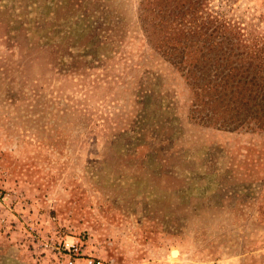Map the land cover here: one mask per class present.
Wrapping results in <instances>:
<instances>
[{
	"label": "rangeland",
	"instance_id": "rangeland-1",
	"mask_svg": "<svg viewBox=\"0 0 264 264\" xmlns=\"http://www.w3.org/2000/svg\"><path fill=\"white\" fill-rule=\"evenodd\" d=\"M139 1L0 0V264H264V132L189 120ZM206 7L264 42V0Z\"/></svg>",
	"mask_w": 264,
	"mask_h": 264
},
{
	"label": "trees",
	"instance_id": "trees-1",
	"mask_svg": "<svg viewBox=\"0 0 264 264\" xmlns=\"http://www.w3.org/2000/svg\"><path fill=\"white\" fill-rule=\"evenodd\" d=\"M207 1L140 0L136 23L148 56L182 79L193 123L225 132H264V42L209 14ZM122 63L121 81L136 69L129 59ZM163 81L146 84V93H160ZM140 88L141 83L133 89L141 93Z\"/></svg>",
	"mask_w": 264,
	"mask_h": 264
},
{
	"label": "built area",
	"instance_id": "built-area-1",
	"mask_svg": "<svg viewBox=\"0 0 264 264\" xmlns=\"http://www.w3.org/2000/svg\"><path fill=\"white\" fill-rule=\"evenodd\" d=\"M63 250L68 255L66 264H75V257L79 256V252H80V249L77 243L75 242L65 243L63 245ZM86 264H94V263H92L91 261H88ZM95 264H98V263H95Z\"/></svg>",
	"mask_w": 264,
	"mask_h": 264
},
{
	"label": "bare ground",
	"instance_id": "bare-ground-1",
	"mask_svg": "<svg viewBox=\"0 0 264 264\" xmlns=\"http://www.w3.org/2000/svg\"><path fill=\"white\" fill-rule=\"evenodd\" d=\"M176 254H177L176 252H173L172 257H176Z\"/></svg>",
	"mask_w": 264,
	"mask_h": 264
}]
</instances>
